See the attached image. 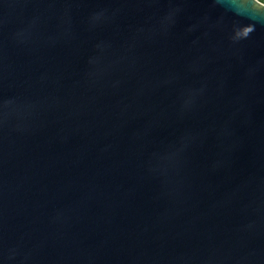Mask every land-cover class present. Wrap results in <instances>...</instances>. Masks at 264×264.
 I'll return each mask as SVG.
<instances>
[{
	"label": "water",
	"instance_id": "water-1",
	"mask_svg": "<svg viewBox=\"0 0 264 264\" xmlns=\"http://www.w3.org/2000/svg\"><path fill=\"white\" fill-rule=\"evenodd\" d=\"M0 264H264V4L0 0Z\"/></svg>",
	"mask_w": 264,
	"mask_h": 264
},
{
	"label": "built area",
	"instance_id": "built-area-1",
	"mask_svg": "<svg viewBox=\"0 0 264 264\" xmlns=\"http://www.w3.org/2000/svg\"><path fill=\"white\" fill-rule=\"evenodd\" d=\"M264 4V0H260Z\"/></svg>",
	"mask_w": 264,
	"mask_h": 264
}]
</instances>
